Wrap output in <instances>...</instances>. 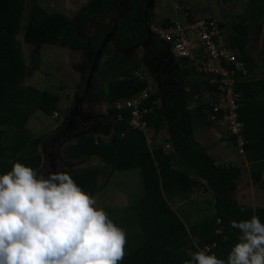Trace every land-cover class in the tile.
I'll use <instances>...</instances> for the list:
<instances>
[{"label":"trees","instance_id":"trees-1","mask_svg":"<svg viewBox=\"0 0 264 264\" xmlns=\"http://www.w3.org/2000/svg\"><path fill=\"white\" fill-rule=\"evenodd\" d=\"M24 1L0 0V127L6 126L16 131L13 141L6 144V131L0 128V175L11 171L13 162L22 163L34 171L41 164L37 147L43 143L44 138L33 137L26 124L36 111L46 116L56 112L60 96L34 87L24 88L21 84L39 70L42 45L85 49L94 56L115 26L113 31L120 50L129 47V43L123 40L129 36L133 45L147 43L144 51L147 59L162 57L167 53L161 42L148 36L147 29L154 13L148 8L147 0H128L126 18L102 26L92 39L80 36L63 14L48 13L34 1L24 32V42L34 46L27 66L17 39ZM217 1L226 4L231 0ZM111 6L110 0H93L79 11L76 18L80 21L91 15L104 14ZM247 12L253 25H260L264 19V0H248ZM247 33L246 26L237 27L235 35L230 36L228 41L252 71L254 60L246 49ZM122 58L121 51L113 54L114 61ZM85 62L82 82L75 91L79 98L83 96L82 90L90 74V64L87 59ZM169 67L170 74L161 76L160 81L171 84L151 94L147 101L150 111L143 116V120L155 132L165 126L170 127L169 143L175 154L165 152L160 145L150 149L144 132L127 126L121 135L113 133L107 142L95 137L97 131L92 130L94 127L86 130L77 137L74 144L64 150V155L79 163L97 157L112 172L139 170L144 197L136 203L135 210L141 232L126 238L127 252L120 264H184L198 251L215 255L227 264L229 253L241 242L243 235L239 228L231 227L230 222L239 224L257 216L260 223L264 224V208H242L233 200L232 194L237 187L240 170L235 166L215 164L205 148L194 139V122L186 105L189 94L183 91L181 72L175 63ZM191 71L185 69L184 75L189 76ZM146 87V81H139L133 75L111 82L103 98L111 106L107 116L114 118L118 124L128 123L130 112L126 109L116 110L113 104ZM239 88L242 100L238 118L243 123L242 134L246 140L244 156L248 162L253 163L251 178L258 183L264 172V79L241 83ZM158 99L163 100V105H152ZM119 114L121 120H117ZM196 116L204 121L201 103L197 107ZM1 154H8L12 158L4 161ZM67 173L83 191L92 195L97 189V180L102 171L87 166ZM202 185L212 193L214 214L204 222L186 226L170 203L175 198L188 199L191 191Z\"/></svg>","mask_w":264,"mask_h":264},{"label":"rangeland","instance_id":"rangeland-1","mask_svg":"<svg viewBox=\"0 0 264 264\" xmlns=\"http://www.w3.org/2000/svg\"><path fill=\"white\" fill-rule=\"evenodd\" d=\"M34 1L48 13L63 14L76 28L78 34L87 39H92L102 26L111 22L115 23L119 19H125L128 11V0H110L112 6L106 13L91 15L79 21L76 18L77 14L93 0H25L17 39L24 63L27 66H29L34 46L24 42V32ZM247 1L231 0L222 4L217 0H149L148 6L155 13L150 25L168 21V19L183 23L186 17L192 19L209 17L224 26L228 39L235 35L237 27L246 26L248 28L246 49L254 60L253 69L247 80H263L264 19L260 25H253L247 12ZM114 28L115 26L105 37L100 51L94 56H91L85 49L73 50L61 46L42 45L39 70L35 71L31 77L26 78L21 86L55 92L60 96L56 112L46 116L41 111H36L26 124V128L33 137L44 138L43 143L37 147V153L41 159V164L35 171L37 176L47 179L50 173L57 171L67 173L87 166L99 168L102 174L98 177L97 189L91 196L95 198L96 206L102 208L108 214L109 219L124 230L126 238H128L141 232L135 210L136 203L144 195L139 170L112 172L110 167L97 157L79 163L67 159L64 150L74 144L80 134L90 130L91 125H96L98 128L94 134L95 137H100L106 142L113 133L121 135L125 131L128 123L118 124L114 118L108 117L107 110L111 106L103 101L108 85L121 77L133 75L139 81H146L147 87H150L153 93L162 91L171 83H162L160 77L168 76L170 64L175 63L181 72L183 91L189 94L186 105L199 129L207 123L196 116L197 107L206 98V92L202 86L201 76L199 77L193 71L189 76H185L184 70L188 69L174 60L170 54L166 53L162 57L147 59L144 54L146 42L133 45L131 37L126 36L123 40L129 43V47L120 50L113 31ZM149 37L157 40L152 33ZM233 50L239 56L237 50ZM117 51L122 52L123 58L114 61L113 54ZM86 59L90 64V74L82 90L83 96L79 98L75 95V91L77 85L82 82ZM156 105L162 106L163 100L158 99ZM93 117L101 118L92 121ZM0 128L6 131L4 142L6 144L12 142L16 131L6 128V126ZM170 137L171 129L169 126H165L159 132L149 129L146 138L149 148L153 149L158 145L164 147ZM170 149L175 154V150L172 147ZM11 158L8 154H1V159L4 161H10ZM244 181L245 176L240 182ZM170 205L186 226L204 222L214 214L212 193L203 185L192 190L182 206L175 208V201ZM124 252H127L126 247Z\"/></svg>","mask_w":264,"mask_h":264},{"label":"clouds","instance_id":"clouds-1","mask_svg":"<svg viewBox=\"0 0 264 264\" xmlns=\"http://www.w3.org/2000/svg\"><path fill=\"white\" fill-rule=\"evenodd\" d=\"M231 227L243 233L227 264H264V224L257 216ZM227 239V238H225ZM126 234L66 172L37 176L13 162L0 175V264H120ZM225 264L204 251L184 264Z\"/></svg>","mask_w":264,"mask_h":264},{"label":"built area","instance_id":"built-area-1","mask_svg":"<svg viewBox=\"0 0 264 264\" xmlns=\"http://www.w3.org/2000/svg\"><path fill=\"white\" fill-rule=\"evenodd\" d=\"M148 29L166 47L174 60L201 76L206 92V98L200 102L204 121L221 127L232 138L238 154L244 155L246 140L242 134L243 123L238 118L242 100L239 85L249 81L250 70L247 63L231 48L224 26L209 17L191 20L186 17L183 23L168 19L152 24ZM151 94V88L146 87L113 104L116 110H128V126L144 132L145 136L150 128L143 116L150 111L147 101ZM152 105H156V102H152ZM121 117L119 114L117 120H121ZM171 147V144H165L163 149L171 153Z\"/></svg>","mask_w":264,"mask_h":264},{"label":"crops","instance_id":"crops-1","mask_svg":"<svg viewBox=\"0 0 264 264\" xmlns=\"http://www.w3.org/2000/svg\"><path fill=\"white\" fill-rule=\"evenodd\" d=\"M193 137L205 148L206 153L214 160L215 164L224 167L235 166L240 170V176L236 181L237 187L232 194L233 200L242 208L253 210L264 208V172L261 174L260 182L255 183L251 178L253 163L248 162L244 155L238 154L232 138H229L221 127L206 124L199 129L195 122ZM165 143L170 144L169 139ZM243 176H245V181L241 183ZM179 200V198H175L172 201L176 202L175 208L186 202V200Z\"/></svg>","mask_w":264,"mask_h":264},{"label":"flooded vegetation","instance_id":"flooded-vegetation-1","mask_svg":"<svg viewBox=\"0 0 264 264\" xmlns=\"http://www.w3.org/2000/svg\"><path fill=\"white\" fill-rule=\"evenodd\" d=\"M237 1H241V0H237ZM148 2H149V0H147V6H148ZM148 8L150 9V10H152L149 6H148ZM152 12L154 13V11L152 10ZM154 15H155V13H154ZM148 30V29H147ZM158 41V40H157ZM99 118H101V117H99ZM98 117H93L91 120L92 121H95V119H99ZM94 127V129H92V130H94V131H97L98 130V128H97V126L96 125H91L90 126V129L91 128H93Z\"/></svg>","mask_w":264,"mask_h":264},{"label":"water","instance_id":"water-1","mask_svg":"<svg viewBox=\"0 0 264 264\" xmlns=\"http://www.w3.org/2000/svg\"><path fill=\"white\" fill-rule=\"evenodd\" d=\"M147 32H148V36H150V35H151V32H150V30H149V29L147 30ZM167 53H168V54H170V52H169V51H167Z\"/></svg>","mask_w":264,"mask_h":264}]
</instances>
